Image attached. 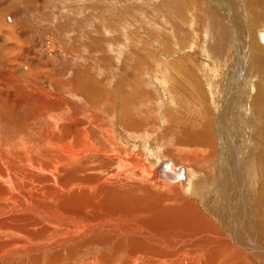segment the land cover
Listing matches in <instances>:
<instances>
[{
  "label": "bare ground",
  "instance_id": "bare-ground-1",
  "mask_svg": "<svg viewBox=\"0 0 264 264\" xmlns=\"http://www.w3.org/2000/svg\"><path fill=\"white\" fill-rule=\"evenodd\" d=\"M250 3L252 14L248 29L264 24V16L254 10L258 3ZM257 36L264 45V30H258ZM250 51L255 69L263 73L264 51L256 45H251ZM181 72L184 76L187 70ZM179 79L177 81H181ZM15 80L0 79V114L4 109L13 113L21 110L25 114L20 125L3 116L0 119V264H71L76 257L80 264H171L179 262L180 257L186 259L187 255L190 259L185 262L208 264V259L209 264H221L218 260L228 252L232 255L229 254L231 257L222 264H264V150L254 156L258 146L246 151V142L240 144V148L236 143L231 144L233 150L238 146L239 151L250 155L245 159L239 153L230 154L233 153L230 148L219 149L221 162L228 156L234 165L242 160L245 174H235L229 169L232 181L237 184L232 185L231 194L227 192L229 163V167L223 166L216 173V180L205 187L206 177L212 176L208 175L211 165L207 162L217 147L212 135L215 115L212 106L216 102L211 105L199 79H192L187 86L194 85L192 89L203 109L197 110L200 103L192 96L187 97L183 93L186 86L181 87L176 81L175 85L183 88L177 91L174 87L182 112H174L179 114L177 126L174 123V126H163L161 134L156 132L159 126H153L155 119L148 116L151 109L147 106L152 100L142 93L131 96L128 102L125 96H120L115 110L118 126H104L103 123L96 126L98 116L93 117L92 126H72L77 115H63L68 110L65 101L44 88L24 87ZM87 87V97L83 99L92 98L104 105L101 102L103 94L95 86ZM255 88L256 99L264 106V79ZM161 89L164 93L165 88ZM111 100L108 99L109 105L114 104ZM133 104L138 107L143 104V110L133 108ZM54 107L61 109L54 115L62 118L59 125H51L45 119L46 115L50 119L56 110ZM107 107L102 109L109 114L112 109ZM41 114L48 126L25 124L29 118L36 119L33 117ZM261 116L264 118V108ZM250 119L247 126L252 123ZM160 121L166 122L163 118ZM215 126L220 134L221 130ZM23 135H28L30 140ZM170 157L174 161L168 159ZM159 160L160 165L155 164ZM190 161L194 171L188 164L181 167L182 162ZM258 165L259 173L256 171ZM243 180H246L250 199L253 195L257 197L242 213L246 221L253 216L251 228L246 221L236 219L235 202L230 200L235 192L242 194ZM176 181L181 182L168 183ZM214 184L218 185L216 189L222 198L216 190L212 191ZM200 193H208L204 198L208 205L201 198L200 202H195L193 197H199ZM178 197L185 200L174 203ZM191 197L193 200L189 199ZM158 208L165 211L159 217L147 212ZM103 209H119L123 213L95 218L107 212ZM147 215L155 221L151 222ZM223 217L229 221L224 222ZM177 226L189 232L196 229L185 238L181 232L173 231ZM164 227L167 231L163 232ZM176 235H181L183 241L174 250L171 241ZM113 237L120 238L110 243Z\"/></svg>",
  "mask_w": 264,
  "mask_h": 264
},
{
  "label": "rangeland",
  "instance_id": "rangeland-1",
  "mask_svg": "<svg viewBox=\"0 0 264 264\" xmlns=\"http://www.w3.org/2000/svg\"><path fill=\"white\" fill-rule=\"evenodd\" d=\"M249 1L258 3L254 10L264 16V4L261 3L264 0H0V79H16L15 81L19 80L24 87L27 85L30 88L41 87L60 97L68 107L63 115L68 116L70 113L77 115V120L73 121L72 126H90L94 116L99 117L96 126L102 123L104 126H118L115 123L117 122L115 110L120 96H125V101L128 102L131 96L142 93L146 99L152 100L147 106L148 110L149 107L151 109L148 116L155 119L153 126H159V129L156 128L158 134H161L163 126L170 124L174 126L172 124L177 123L182 106L178 101L179 94L175 92L183 89L181 88L183 85L187 88L183 93L200 103L201 106H197V110L203 109L200 98L192 89L194 85L190 88L187 86L191 85L189 81L192 79L193 81L199 79L204 87V95L208 96L211 105L216 102L212 106L215 113L212 135L215 138L213 143L218 148L214 147L207 162L211 165L209 166L211 173L208 175H212L206 177L205 187L208 188L207 184L213 182V179L216 180L218 171L223 169V166L229 167V156L221 162L219 149L230 148L233 151L230 154L235 156V153H239L244 155L245 159L250 155L245 154V151H239V145L243 142H246V151L258 146L254 156L264 150V118L261 116V109L264 106L256 99L258 93L255 90V86L264 79V71L262 73L255 69L250 51L251 45H256L264 51V45L257 36L258 30H264V24L254 25L250 27L251 30L248 29L252 14L250 6L253 3L248 4ZM229 12L232 13L231 16L228 15ZM179 68L187 70L186 74L183 73L184 76ZM178 79L181 81H177ZM176 81L181 87L175 85L178 84ZM207 85L209 87L206 89ZM87 86L91 89L95 86L94 88L103 94L101 102H104V105L94 102L92 98H86L87 102L83 99L87 97L85 92ZM174 87L177 91H174ZM30 88L27 90L31 91ZM160 89H164L167 95L165 96ZM108 99H112L114 104L109 105ZM112 100L110 102H113ZM106 105L108 110L112 109L109 114L102 109ZM143 107V104H139V107L133 104L135 109L143 110ZM19 108H22V105ZM54 109L56 110L50 119L47 115L45 119L51 125L55 123L59 125L62 118L54 115H58L61 109L60 107ZM176 111L179 114H175ZM24 115L21 110L13 113L4 109L0 119L3 116L20 125L21 117L24 118ZM33 118L36 119L29 118L25 124L48 126L47 122H43L42 114ZM161 118L167 123L163 121L160 123ZM167 118L175 121L169 119L167 121ZM247 118L252 121L248 126ZM111 119H114V122ZM214 124L221 130L220 134ZM234 143L238 144L239 148L236 146L233 150L231 144ZM168 159L174 161L172 157ZM160 161L155 164L160 165ZM182 163L181 167L188 164L194 171L192 167L194 164L191 161ZM241 163L242 160L236 162V167L231 161V168L226 169L229 184L225 186V190L227 188L226 191L230 194L232 185L237 183L232 181L229 169L235 171V174L243 175L245 172ZM259 170L258 165L256 171L259 173ZM178 182L181 181L168 183ZM245 186L246 182L242 186V194L235 192L230 196V200L235 202V212L238 216L236 219H240V222L246 221L242 213L257 199L254 195L250 199L249 190ZM212 188V191L216 190V194L222 198L216 189L218 185L214 184ZM203 194L200 193L197 198L193 197L196 199L195 202L198 200L196 203L203 201L208 193ZM182 199L185 200L183 197L175 198L174 203H180ZM204 202L208 205L207 201ZM224 202L226 203V200ZM141 209L143 210L144 206ZM104 211L107 212L95 218L123 213L119 209ZM147 212L156 213L158 217L165 213L161 208ZM141 213L145 215L144 211ZM250 213L253 214V211ZM147 216L151 222L155 221L150 215ZM223 220L229 221L224 217ZM250 220H253V216L246 221L247 225H250ZM179 227L173 231L181 232L185 238L196 229L189 232ZM162 231H167L166 227ZM243 235L246 237V234ZM117 238L120 237H113L110 243ZM182 241L181 235L173 238L171 245L175 246L174 250L180 247L179 243ZM192 241L193 239L190 240ZM229 254L232 255L228 252L218 262L221 264L225 262L231 257ZM76 258L71 264H80ZM187 259H190L188 255L186 259L180 257L179 262L172 261L171 264H193L185 262ZM207 262L209 264L210 260L207 259Z\"/></svg>",
  "mask_w": 264,
  "mask_h": 264
}]
</instances>
